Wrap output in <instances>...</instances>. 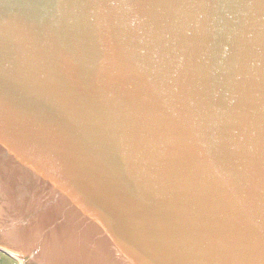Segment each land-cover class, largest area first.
<instances>
[{"label": "water", "instance_id": "95a60500", "mask_svg": "<svg viewBox=\"0 0 264 264\" xmlns=\"http://www.w3.org/2000/svg\"><path fill=\"white\" fill-rule=\"evenodd\" d=\"M0 248L264 264V0H0Z\"/></svg>", "mask_w": 264, "mask_h": 264}, {"label": "crops", "instance_id": "0c3cea01", "mask_svg": "<svg viewBox=\"0 0 264 264\" xmlns=\"http://www.w3.org/2000/svg\"><path fill=\"white\" fill-rule=\"evenodd\" d=\"M0 250H2V249L0 248ZM4 254H6V255L0 254V264H23L22 261H20L19 259H17L13 255H11L7 252H5Z\"/></svg>", "mask_w": 264, "mask_h": 264}, {"label": "rangeland", "instance_id": "374dc122", "mask_svg": "<svg viewBox=\"0 0 264 264\" xmlns=\"http://www.w3.org/2000/svg\"><path fill=\"white\" fill-rule=\"evenodd\" d=\"M5 252L4 251H2V250H0V254H2V255H6V254H4ZM8 255V254H7ZM22 262L24 263V260L22 259Z\"/></svg>", "mask_w": 264, "mask_h": 264}]
</instances>
